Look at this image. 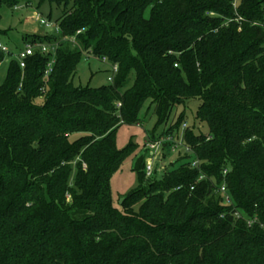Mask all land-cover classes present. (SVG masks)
<instances>
[{"label":"trees","instance_id":"trees-1","mask_svg":"<svg viewBox=\"0 0 264 264\" xmlns=\"http://www.w3.org/2000/svg\"><path fill=\"white\" fill-rule=\"evenodd\" d=\"M39 1L66 8L48 38L24 36L58 43L50 75L52 53L36 51L0 86V264H264V0ZM84 54L118 65L114 81L75 86ZM192 99L207 131L182 112L158 133ZM147 101L148 139L186 124L192 151L151 177L139 155L121 211L110 180L138 146L119 149L117 132Z\"/></svg>","mask_w":264,"mask_h":264},{"label":"rangeland","instance_id":"rangeland-1","mask_svg":"<svg viewBox=\"0 0 264 264\" xmlns=\"http://www.w3.org/2000/svg\"><path fill=\"white\" fill-rule=\"evenodd\" d=\"M23 6L14 10L6 5L0 8V30L5 31L0 38L6 44L12 53L19 51L24 46V36L26 34L36 35L40 38H48L50 34L55 31L51 28H46L37 21V16L42 18L51 19L53 25H57L58 19L61 17L65 10V5H58L45 1L40 4L39 0H32L29 6ZM69 6H72V2ZM31 37V36H30ZM13 55H5L4 60L0 63V86L4 83L8 69L14 61ZM113 74L112 65L109 62H104L84 54L79 65L77 66L76 73L73 76V84L75 86H91L100 87L108 85L111 80L108 78ZM135 73L132 72L124 88H128L133 84ZM39 100H42L40 98ZM200 100H189L185 106H180L174 109L170 119L167 123L160 126L158 133L172 123L176 122L179 114L184 112L185 119L189 128L200 127L204 132L207 131L205 123L200 124L196 118V111L200 104ZM151 101H147L140 111V118L142 119L140 126L138 125H122L117 132V146L119 149H125L131 140L135 142L138 149L129 157H126L120 169L112 176L110 180V187L113 198V205L123 210L122 205L125 202V196L128 195L138 185V174L134 170L136 159L139 155L144 154V146L148 139V134L154 130L158 121V117L154 111V106ZM152 107V108H151ZM185 133V132H183ZM82 133H74L70 139L75 140L79 138ZM185 146V141H183ZM183 146L180 147L177 153H173L170 157H166L162 164H159V173L162 168L171 166L180 155L179 152L183 151ZM161 174H159V177ZM73 182V181H72ZM70 199V197H69ZM123 199V200H122ZM137 204L135 207L137 208Z\"/></svg>","mask_w":264,"mask_h":264},{"label":"built area","instance_id":"built-area-1","mask_svg":"<svg viewBox=\"0 0 264 264\" xmlns=\"http://www.w3.org/2000/svg\"><path fill=\"white\" fill-rule=\"evenodd\" d=\"M239 0H235L234 5L236 6ZM21 6H16L15 9H19ZM38 22L46 28H51L52 30H59L57 25H53L52 22L49 19L42 18L41 16H37ZM70 40H74L72 37ZM58 47V43L54 44H48V43H32V42H27L24 44V46L17 52L12 53L9 47L2 42L0 39V53H5L13 55L20 63V66L24 68L26 66V60L29 56L33 55L36 51H40L43 54H50L52 53V59L49 61L47 65V69L45 71V76L48 77L50 73L53 70V66L55 64L56 60V50ZM102 61L107 62L106 58H103ZM112 71L113 74L111 77L108 79L114 81V78L116 74L119 71L118 65H112ZM118 107H121V103L117 104ZM139 126V124H138ZM186 124L183 125V129L181 132V135L178 138H174L173 136H166L163 137L159 140H149L147 139V142L145 143L144 146V151H145V173L147 177H151L154 175V172L156 169H159L158 166L159 164H162L164 161V153H165V146L168 144L167 148L170 149L171 155L173 153H177L180 149L181 146H183V141H184V129L186 128ZM192 151L191 148L185 144L183 146V151L182 152H190ZM200 164L199 160H194L192 162V166H197ZM163 169V168H162ZM224 173H227V170L224 171ZM205 178V175H201L200 179ZM220 191L224 196L225 203L231 204V196L227 190L226 184H222L220 186ZM236 217L241 218V214L239 212H236ZM254 220H249L248 224L251 225L253 224Z\"/></svg>","mask_w":264,"mask_h":264},{"label":"water","instance_id":"water-1","mask_svg":"<svg viewBox=\"0 0 264 264\" xmlns=\"http://www.w3.org/2000/svg\"><path fill=\"white\" fill-rule=\"evenodd\" d=\"M123 200V199H122Z\"/></svg>","mask_w":264,"mask_h":264}]
</instances>
